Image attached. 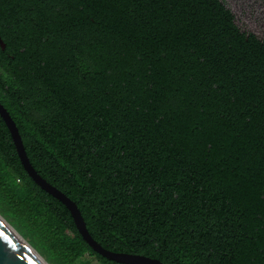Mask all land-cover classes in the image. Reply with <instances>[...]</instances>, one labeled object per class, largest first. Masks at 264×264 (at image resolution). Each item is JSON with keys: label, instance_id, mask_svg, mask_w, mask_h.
<instances>
[{"label": "trees", "instance_id": "obj_1", "mask_svg": "<svg viewBox=\"0 0 264 264\" xmlns=\"http://www.w3.org/2000/svg\"><path fill=\"white\" fill-rule=\"evenodd\" d=\"M0 40V104L97 243L264 264V32L221 0H0ZM0 209L48 259L121 264L26 175L1 119Z\"/></svg>", "mask_w": 264, "mask_h": 264}, {"label": "water", "instance_id": "obj_2", "mask_svg": "<svg viewBox=\"0 0 264 264\" xmlns=\"http://www.w3.org/2000/svg\"><path fill=\"white\" fill-rule=\"evenodd\" d=\"M4 44L0 40V49ZM0 119L7 129L14 151L26 175L45 193L59 201L68 211L72 223L86 245L99 256L121 264H163L158 259L140 254L114 252L102 247L88 233L76 204L64 193L43 179L30 164L15 126L5 108L0 104ZM0 264H40L32 254L0 222Z\"/></svg>", "mask_w": 264, "mask_h": 264}, {"label": "rangeland", "instance_id": "obj_3", "mask_svg": "<svg viewBox=\"0 0 264 264\" xmlns=\"http://www.w3.org/2000/svg\"><path fill=\"white\" fill-rule=\"evenodd\" d=\"M221 1L233 13L235 21L241 29L250 31L256 35H260L264 32V13L258 0ZM0 216L14 229L22 240H24L42 258V260H44L46 264H61L60 262L48 259L46 253L40 249L38 239L33 231H31L30 226L23 227L20 224L14 223L10 217L3 214L1 209ZM66 264H97V262L92 256L83 255L82 257Z\"/></svg>", "mask_w": 264, "mask_h": 264}, {"label": "bare ground", "instance_id": "obj_4", "mask_svg": "<svg viewBox=\"0 0 264 264\" xmlns=\"http://www.w3.org/2000/svg\"><path fill=\"white\" fill-rule=\"evenodd\" d=\"M0 222L5 226V228L8 229V231L18 239V241L32 254V256L40 263V264H46L44 260L24 241L22 238L14 231V229L7 224L3 218L0 216Z\"/></svg>", "mask_w": 264, "mask_h": 264}]
</instances>
